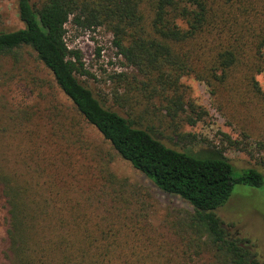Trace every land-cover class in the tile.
<instances>
[{
    "label": "trees",
    "instance_id": "16d2710c",
    "mask_svg": "<svg viewBox=\"0 0 264 264\" xmlns=\"http://www.w3.org/2000/svg\"><path fill=\"white\" fill-rule=\"evenodd\" d=\"M16 4L23 26L0 30V56L18 59L21 49H31L85 123L135 170L160 190L181 198L192 212L178 224L177 240L169 242L152 239L134 227L138 223H120L119 213L93 205H101L100 200L86 208L76 195L90 184L75 171L82 180L76 184L66 161L68 144L80 140L75 131L69 138L64 133L77 124L69 117L63 120L61 112L60 120L50 116L45 122L40 109L33 111L37 119L25 112L27 125L17 124L21 131L16 135L28 161L9 170L0 163L15 264H199L204 253L208 264H264L250 240L238 231L230 233L216 212L235 184L258 187L262 174L249 167L234 175L223 147L197 152L170 147L156 137L152 126L105 107L78 80V74H86L80 52L65 41L69 20L86 29L105 28L125 64L141 76L144 98L159 102V111L170 117L176 133L185 109L196 113V119L187 117L190 125L203 113L195 112L196 105L185 99L179 81L184 75L194 74L214 92L237 82L262 95L255 75L264 72V0H41L39 5L16 0ZM223 140L236 142L227 134Z\"/></svg>",
    "mask_w": 264,
    "mask_h": 264
},
{
    "label": "rangeland",
    "instance_id": "374dc122",
    "mask_svg": "<svg viewBox=\"0 0 264 264\" xmlns=\"http://www.w3.org/2000/svg\"><path fill=\"white\" fill-rule=\"evenodd\" d=\"M31 2L39 5L41 0ZM22 26L16 0H0V30H14ZM65 30L68 47L80 52L86 71V74L77 75L78 80L105 107L126 118L138 120L143 126H152L156 137L170 147L191 152L211 146L223 147L234 175L249 167L262 174L263 182L258 187L235 184L228 200L216 212L230 233L238 231L240 236L248 238L264 260V72L255 75L262 95L237 82L225 84L214 92L194 74L182 76L179 81L185 99L196 105L195 112L203 113L190 125L186 119L189 116L195 118L196 113L185 109L178 117L176 134L170 117L159 111V102L156 99L149 102L144 98L139 88L141 76L125 64L112 44V35L105 28L86 29L69 20ZM38 109L42 122L50 116L53 120H60L58 113L61 112L63 120L69 117L77 124L64 134L69 138L75 131V137L78 134L80 140L68 144L66 161L75 174L76 184L82 180L75 171L86 185L90 184L82 188L84 193L76 195L81 198L83 206L89 208L90 203L100 200L101 205H93L119 213L120 223L125 221L126 226H130V222L138 223L134 227L150 233L154 240H177L178 224L192 212L191 206L178 196L160 190L123 160L99 132L76 113L49 70L27 47L21 49L18 59L0 56L2 165L9 170L14 165L23 167L28 161L25 149L18 146L20 136L16 133L21 130L17 124L23 122L27 125V122L24 123L25 112L31 119H37L33 111ZM181 134L187 137L182 138ZM223 134L236 141L235 144L224 142ZM9 225V205L0 183V264H15L8 236ZM208 261L207 253L201 254L199 264H208Z\"/></svg>",
    "mask_w": 264,
    "mask_h": 264
}]
</instances>
